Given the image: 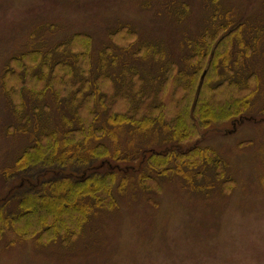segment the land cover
I'll return each mask as SVG.
<instances>
[{
  "label": "rangeland",
  "instance_id": "1",
  "mask_svg": "<svg viewBox=\"0 0 264 264\" xmlns=\"http://www.w3.org/2000/svg\"><path fill=\"white\" fill-rule=\"evenodd\" d=\"M119 28L124 31L119 37L125 35L138 46L147 42L151 55L161 52V64L152 58L138 60L136 44L128 49L131 52L119 47L110 36ZM238 30L252 45V36L259 35L243 69L248 74L250 67L255 70L261 64L263 76L264 0H0V200L9 194L5 173L35 144L34 136L42 141L63 126L60 117L65 114L48 95L37 100L27 90L22 91L26 94L20 112L15 108L17 96L2 86L4 80L8 89L16 87L7 71L12 77L13 69L19 71L24 82L35 72L33 66L29 74L24 65L20 69L17 56L49 49L83 32L92 41L94 75L116 85L118 78L138 67L146 69L157 89L173 64L189 71L188 61L209 45L208 40L226 42ZM234 44L230 60L238 50ZM12 60L14 65L8 67ZM251 105L221 127L210 125L196 139L170 144L182 153L215 147L225 161L224 175H217L209 163H199L191 175L149 179L151 188L130 189L117 208L92 211L71 240L48 232L41 239L11 232L10 238L0 239V264H264V93ZM155 133V150L165 151L167 144L160 143L169 132ZM103 162L112 167L110 160ZM198 170L201 175L195 174Z\"/></svg>",
  "mask_w": 264,
  "mask_h": 264
},
{
  "label": "trees",
  "instance_id": "2",
  "mask_svg": "<svg viewBox=\"0 0 264 264\" xmlns=\"http://www.w3.org/2000/svg\"><path fill=\"white\" fill-rule=\"evenodd\" d=\"M123 32L119 28L110 34L119 47L128 50L136 44L138 60L152 58L161 64V52L155 50L151 55L147 42L138 46L125 35L119 37ZM258 36H252L254 45L243 40L240 30L226 42L208 40L209 45L188 61L189 71L173 64L157 89L146 69L138 67L118 78L116 85L94 75L92 41L83 32L49 49L29 48L17 56L14 61L20 69L24 65L29 74L33 66L35 72L24 82L19 71L13 69V77L7 71L8 81L13 83V78L16 87L8 89L4 80L2 86L17 96L15 108L24 103L26 93L22 91L27 90L37 100L48 95L65 114L60 117L63 126L42 141L34 136L35 144L5 173L4 188L9 187V194L0 200V239L10 238L7 234L11 232L20 238L42 237L48 232L50 237L71 240L92 211L100 214L117 208L130 189L151 188L149 179L150 183L168 175H191L199 163H209L217 175H224L225 161L215 147L198 146L182 153L170 144L196 139L201 129L221 127L253 108V99L264 93V75L259 74L263 66L250 67L246 74L243 61ZM234 41L238 50L230 60ZM244 55L246 59L241 60ZM14 61L7 66L12 67ZM121 102L123 107L117 106ZM158 129L170 134L160 143L167 144L165 151L155 150ZM107 159L112 167L103 162ZM226 183L230 188L231 180Z\"/></svg>",
  "mask_w": 264,
  "mask_h": 264
}]
</instances>
